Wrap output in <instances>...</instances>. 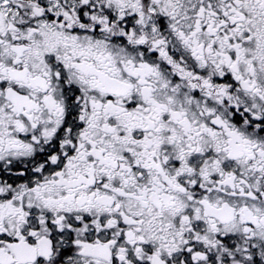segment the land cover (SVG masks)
I'll return each mask as SVG.
<instances>
[{
    "label": "snow or ice",
    "instance_id": "1",
    "mask_svg": "<svg viewBox=\"0 0 264 264\" xmlns=\"http://www.w3.org/2000/svg\"><path fill=\"white\" fill-rule=\"evenodd\" d=\"M0 264H264V0H0Z\"/></svg>",
    "mask_w": 264,
    "mask_h": 264
}]
</instances>
